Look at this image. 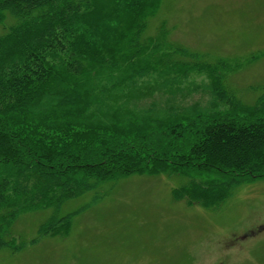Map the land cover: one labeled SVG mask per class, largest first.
Listing matches in <instances>:
<instances>
[{
    "label": "trees",
    "instance_id": "16d2710c",
    "mask_svg": "<svg viewBox=\"0 0 264 264\" xmlns=\"http://www.w3.org/2000/svg\"><path fill=\"white\" fill-rule=\"evenodd\" d=\"M160 3L0 0V248L27 211L50 209L39 234L67 233L63 201L130 174L177 176L172 198L207 208L264 178V93L243 103L164 22L147 34ZM193 71L211 78L206 105L179 99Z\"/></svg>",
    "mask_w": 264,
    "mask_h": 264
},
{
    "label": "rangeland",
    "instance_id": "374dc122",
    "mask_svg": "<svg viewBox=\"0 0 264 264\" xmlns=\"http://www.w3.org/2000/svg\"><path fill=\"white\" fill-rule=\"evenodd\" d=\"M161 22L173 45L221 64L240 101L264 93V0H161L146 33ZM183 83L179 99L210 102L206 71ZM180 181L161 173L103 182L63 201L58 216L76 211L64 234L38 233L50 209L23 212L11 226L18 246L0 248V264H264V178L241 183L211 208L174 200Z\"/></svg>",
    "mask_w": 264,
    "mask_h": 264
}]
</instances>
